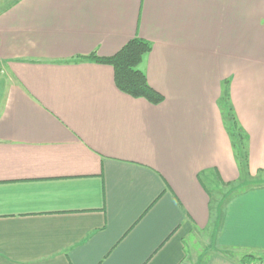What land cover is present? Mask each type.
Masks as SVG:
<instances>
[{"label":"crops","instance_id":"obj_1","mask_svg":"<svg viewBox=\"0 0 264 264\" xmlns=\"http://www.w3.org/2000/svg\"><path fill=\"white\" fill-rule=\"evenodd\" d=\"M133 38L159 105L73 62ZM263 175L264 0H0V264H234L195 256L208 229L239 264L264 257V185L216 205L208 187Z\"/></svg>","mask_w":264,"mask_h":264},{"label":"trees","instance_id":"obj_2","mask_svg":"<svg viewBox=\"0 0 264 264\" xmlns=\"http://www.w3.org/2000/svg\"><path fill=\"white\" fill-rule=\"evenodd\" d=\"M151 51V44L148 41L140 38H133L129 40L118 52L109 57H98L95 54H91L86 57L76 58L73 62L79 60L91 61L97 64H103L111 66L113 69V80L116 88L132 97L145 99L152 105H159L163 102V96L152 89L143 71L140 70L139 65L142 59ZM227 81H224L223 92L220 98V109L226 131L232 141L234 149V156L237 162L239 171L242 174L246 173L247 169V152L245 147L246 134L239 125L235 112L229 104L228 93H227ZM262 171H258L261 174ZM256 184L250 185L251 187L263 186L264 183L256 180ZM231 190H236L235 185L229 186ZM232 191L231 193H233ZM264 257L256 256H245L242 259L244 264L251 262L262 263ZM242 263V264H243Z\"/></svg>","mask_w":264,"mask_h":264},{"label":"rangeland","instance_id":"obj_3","mask_svg":"<svg viewBox=\"0 0 264 264\" xmlns=\"http://www.w3.org/2000/svg\"><path fill=\"white\" fill-rule=\"evenodd\" d=\"M264 176V175H263ZM256 184L255 182L252 181V183H249L248 185L245 184H240L239 185H235V187H237V189L231 190L230 187H221L219 184L217 185H208V187L210 188L211 192H212V198H213V203L214 205L216 204H222L230 195L231 192L234 191L235 192H239L242 191L244 189H247L250 185H254ZM212 228V226H210ZM207 233H209V235L204 234L202 237V240L198 239V242L196 244V253L195 256H197V253L200 254V252L202 251L201 246H203L206 250V254L208 253H212V252H217L218 250H220V253L226 254L227 256H229L230 258L233 259L234 264H239V256L237 253H233V251L231 250H226L222 248L217 247L216 243H217V235L216 232H213L212 230L208 229ZM211 244V245H210ZM208 252V253H207ZM244 264V263H243ZM247 264H256L255 262H251V263H247ZM264 264V263H262Z\"/></svg>","mask_w":264,"mask_h":264}]
</instances>
